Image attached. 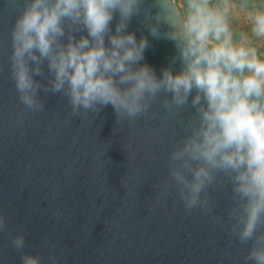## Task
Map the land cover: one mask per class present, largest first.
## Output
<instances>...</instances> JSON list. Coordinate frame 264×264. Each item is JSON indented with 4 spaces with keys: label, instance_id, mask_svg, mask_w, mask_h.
<instances>
[{
    "label": "clouds",
    "instance_id": "obj_1",
    "mask_svg": "<svg viewBox=\"0 0 264 264\" xmlns=\"http://www.w3.org/2000/svg\"><path fill=\"white\" fill-rule=\"evenodd\" d=\"M241 7L250 8L251 32L264 40V3L244 0ZM232 8L231 0H23L11 30L10 75L24 106L16 116L21 126L26 113L45 109L41 91L66 97L73 116H98L111 105L116 123L147 116L160 94L171 116L190 100L195 115L172 146L159 197L174 188L186 213L210 215L208 189L227 177L230 222L214 219L247 247L244 264H264V54L247 37L235 39ZM141 14L153 38L168 26L163 38L175 44L179 72L165 68L157 78L146 64L134 68L149 42L127 28ZM7 228L0 215V232ZM9 236L20 264H41L39 254L25 251L22 232ZM49 260L56 264L54 252Z\"/></svg>",
    "mask_w": 264,
    "mask_h": 264
},
{
    "label": "water",
    "instance_id": "obj_2",
    "mask_svg": "<svg viewBox=\"0 0 264 264\" xmlns=\"http://www.w3.org/2000/svg\"><path fill=\"white\" fill-rule=\"evenodd\" d=\"M22 6L23 0H0V215L8 226L0 232V264H20L9 232H22L25 251L39 254L41 264H52L51 252L56 264H244L247 247L214 219L230 222L234 201L227 177L218 176L208 189L210 215L186 213L174 188L159 197L172 146L195 115L190 100L171 116L160 94L147 116L116 123L111 105L98 116H73L66 97L41 91L45 109L16 123L24 106L9 56ZM118 21L116 14L113 34ZM143 21V14L133 16L127 28L137 41L149 42L134 68L146 64L157 78L165 68L179 72L180 62L172 63L175 44L163 38L168 26H160L156 39Z\"/></svg>",
    "mask_w": 264,
    "mask_h": 264
},
{
    "label": "rangeland",
    "instance_id": "obj_3",
    "mask_svg": "<svg viewBox=\"0 0 264 264\" xmlns=\"http://www.w3.org/2000/svg\"><path fill=\"white\" fill-rule=\"evenodd\" d=\"M232 4L230 23L234 30L235 39L239 41L242 37H247L264 54V40L254 37L251 32V23L248 17L250 9L246 10L241 5Z\"/></svg>",
    "mask_w": 264,
    "mask_h": 264
},
{
    "label": "trees",
    "instance_id": "obj_4",
    "mask_svg": "<svg viewBox=\"0 0 264 264\" xmlns=\"http://www.w3.org/2000/svg\"><path fill=\"white\" fill-rule=\"evenodd\" d=\"M216 0H214V3ZM232 3L237 5H242L244 3V0H231ZM248 3L251 5L253 3H264V0H248ZM250 9V8H249Z\"/></svg>",
    "mask_w": 264,
    "mask_h": 264
}]
</instances>
